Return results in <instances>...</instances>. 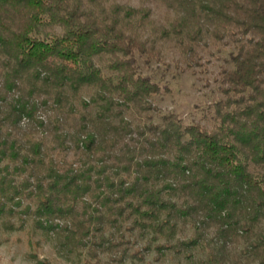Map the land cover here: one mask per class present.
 Masks as SVG:
<instances>
[{
    "label": "trees",
    "instance_id": "obj_1",
    "mask_svg": "<svg viewBox=\"0 0 264 264\" xmlns=\"http://www.w3.org/2000/svg\"><path fill=\"white\" fill-rule=\"evenodd\" d=\"M136 1L0 0V211L26 200L84 264L137 235L156 257L264 264V0ZM218 44L206 121H154L136 55L189 67Z\"/></svg>",
    "mask_w": 264,
    "mask_h": 264
},
{
    "label": "rangeland",
    "instance_id": "obj_2",
    "mask_svg": "<svg viewBox=\"0 0 264 264\" xmlns=\"http://www.w3.org/2000/svg\"><path fill=\"white\" fill-rule=\"evenodd\" d=\"M232 50L231 46L218 44L210 52H203L200 64L189 67L170 50L166 51L164 61H145L136 55L139 71L149 74L160 86V92L153 97L156 109L151 111L152 119L161 121L163 115L174 112L183 122H205L211 101L219 95L215 77L221 66L231 65L229 52ZM25 202L14 205L18 210L14 213H7L6 208L5 212L0 211V264H84L86 248L69 250L60 242L62 236L34 223L36 215L32 210H21ZM7 217L11 226L6 223ZM110 230L113 233V229L105 233ZM113 234L116 239L120 238L115 231ZM127 236L128 232H125L124 237ZM133 238L135 240L99 250L102 262H107L102 264H199L198 259L203 255L202 250L196 248L191 256H186L183 250H167L163 256L156 257L158 253L154 247L145 248L146 237L137 235ZM135 247L143 259L134 254Z\"/></svg>",
    "mask_w": 264,
    "mask_h": 264
}]
</instances>
